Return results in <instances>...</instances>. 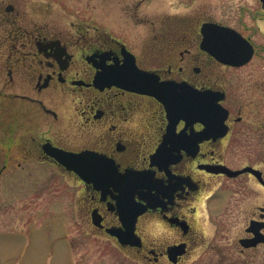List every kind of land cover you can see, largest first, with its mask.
<instances>
[{"label":"flooded vegetation","instance_id":"obj_1","mask_svg":"<svg viewBox=\"0 0 264 264\" xmlns=\"http://www.w3.org/2000/svg\"><path fill=\"white\" fill-rule=\"evenodd\" d=\"M68 1L63 17L49 1L36 15L33 0H0V188L51 165L79 186L83 221L140 261L264 262V15L92 0L108 10L98 24ZM204 23L240 33L249 58L224 62L202 47ZM130 68L162 84V98L120 84ZM53 148L110 169L85 179ZM131 219L138 244H121L109 230Z\"/></svg>","mask_w":264,"mask_h":264},{"label":"rangeland","instance_id":"obj_2","mask_svg":"<svg viewBox=\"0 0 264 264\" xmlns=\"http://www.w3.org/2000/svg\"><path fill=\"white\" fill-rule=\"evenodd\" d=\"M46 1L50 2L51 14L65 17L72 12L68 0H33V13L42 14ZM104 1L97 2L95 8L92 0H80V16L91 15L98 18V24H105L108 10ZM155 2H145L146 8ZM190 2L194 9L204 6L206 13L215 17L264 15L260 0H161L166 12L178 13L185 11ZM31 173L23 176L25 180L17 176L13 187L6 182L0 188V264H153L118 248L83 221L76 208L79 186L70 176L47 164H34ZM147 232L151 238L157 237L156 229ZM209 259L205 254L181 264H204ZM216 260L217 256L213 264H218ZM246 264L264 262L259 259Z\"/></svg>","mask_w":264,"mask_h":264},{"label":"water","instance_id":"obj_3","mask_svg":"<svg viewBox=\"0 0 264 264\" xmlns=\"http://www.w3.org/2000/svg\"><path fill=\"white\" fill-rule=\"evenodd\" d=\"M262 4H264V0H260ZM206 26L201 27V31L204 33V38L202 40V46L204 42L207 40L212 41L214 35L213 33H207L205 32ZM216 31L219 36H225L226 41L223 42L222 44L217 43L214 48L211 49V52L219 59L222 61L226 62H231L235 61L234 58L236 56H243L242 59H239V62L247 60L251 54V48L249 46V49L245 50H237L235 47H230V43L227 40L232 41V44L234 43V46H238L240 41H244V38L237 33L235 30L227 28V27H217ZM215 38V37H214ZM217 47V49H216ZM223 48L222 50H219L218 48ZM132 72V71H131ZM132 76H126V77H121L120 82L122 85L131 88V89H136L140 91H146L150 92L153 94H156V96H159L163 88L159 86V88H151L150 85H148L144 80L143 76H139V74L135 71L132 72ZM49 153L54 156L60 163H62L66 168L72 169L80 174H82L83 178L88 179V180H93L91 176L95 175L98 170L103 169L101 173H106L109 171L108 166H103V165H97L94 167V165H91L89 163H86L85 161H90L91 160V155L87 152L79 153V154H73V153H68L65 151H61L59 149H47ZM95 168V169H94ZM84 174H87L88 176L85 177ZM110 233L116 235L119 238V241L121 244L129 243V244H138V242L134 241L132 239V228H126L125 232H119L117 230H109ZM126 236V237H125ZM130 238V239H129ZM132 239V240H131Z\"/></svg>","mask_w":264,"mask_h":264}]
</instances>
